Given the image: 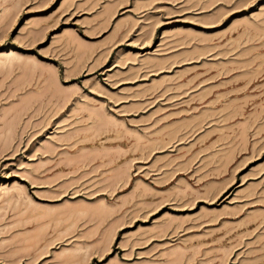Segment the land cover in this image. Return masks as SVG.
Returning <instances> with one entry per match:
<instances>
[{"label": "rangeland", "instance_id": "rangeland-1", "mask_svg": "<svg viewBox=\"0 0 264 264\" xmlns=\"http://www.w3.org/2000/svg\"><path fill=\"white\" fill-rule=\"evenodd\" d=\"M69 263L264 264V0H0V264Z\"/></svg>", "mask_w": 264, "mask_h": 264}, {"label": "bare ground", "instance_id": "bare-ground-1", "mask_svg": "<svg viewBox=\"0 0 264 264\" xmlns=\"http://www.w3.org/2000/svg\"><path fill=\"white\" fill-rule=\"evenodd\" d=\"M73 254H75V253H73ZM78 254H79V253H78ZM80 255H81V254H80ZM80 255H76V254H75V256H80ZM75 256H74V257H75ZM71 257H72V255H71ZM71 257H70V258H71ZM75 258H76V257H75ZM75 258H74V259H75ZM77 258H78V257H77ZM83 258H84V256H83ZM84 259H85V258H84ZM78 260H79V259H77V261H78ZM66 262H67V261H66ZM78 262H79V261H78ZM64 263H65V262H64ZM70 263H71V262H70ZM70 263H69V264H70ZM74 263H76V262H74ZM80 263H82V262H80ZM78 264H79V263H78Z\"/></svg>", "mask_w": 264, "mask_h": 264}]
</instances>
